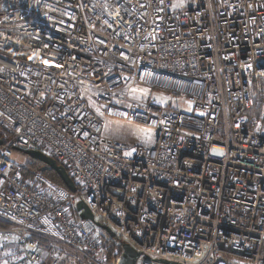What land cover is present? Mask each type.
<instances>
[{
  "label": "built area",
  "instance_id": "1",
  "mask_svg": "<svg viewBox=\"0 0 264 264\" xmlns=\"http://www.w3.org/2000/svg\"><path fill=\"white\" fill-rule=\"evenodd\" d=\"M0 127V242L30 263L264 264V0H0Z\"/></svg>",
  "mask_w": 264,
  "mask_h": 264
},
{
  "label": "rangeland",
  "instance_id": "2",
  "mask_svg": "<svg viewBox=\"0 0 264 264\" xmlns=\"http://www.w3.org/2000/svg\"><path fill=\"white\" fill-rule=\"evenodd\" d=\"M186 5V0H173V8L178 9L180 5ZM117 124L113 127H109L107 125L106 132L111 136H118L120 138L132 139V136H135L133 129L135 125H124V122H116ZM122 124V125H121ZM116 126H123L120 129L115 128ZM128 127V128H127ZM127 129V132L125 130ZM115 129V131H114ZM220 154L219 151H214V155ZM26 167V159L25 165L20 169L22 174V170ZM31 174L28 177H24L25 179H29ZM5 223V222H3ZM7 224V223H5ZM122 248H118L117 252L121 253ZM45 251L41 253V258L36 263H30L25 257L24 251L20 248V246L16 243L6 245L0 242V264H75L71 257L61 258L57 263H54V258L49 257L47 254H44Z\"/></svg>",
  "mask_w": 264,
  "mask_h": 264
},
{
  "label": "water",
  "instance_id": "3",
  "mask_svg": "<svg viewBox=\"0 0 264 264\" xmlns=\"http://www.w3.org/2000/svg\"><path fill=\"white\" fill-rule=\"evenodd\" d=\"M2 146H3V142L0 140V147ZM23 154L24 156L33 160L40 161L41 163L45 164L47 167L51 168L58 175V177L60 178V180L62 181V183L64 184L67 190H69L72 193L76 191V187L73 184L70 177L68 176L66 170L62 166H59L55 162V160H53L52 158L48 157L47 155H45L40 151L29 150V151H24ZM77 210L82 211L80 215V218L82 220L93 221L92 215L90 214V212L82 202H79L77 204ZM122 248H123V254L119 264H135V261L139 256V254L135 252L128 244H123Z\"/></svg>",
  "mask_w": 264,
  "mask_h": 264
},
{
  "label": "trees",
  "instance_id": "4",
  "mask_svg": "<svg viewBox=\"0 0 264 264\" xmlns=\"http://www.w3.org/2000/svg\"><path fill=\"white\" fill-rule=\"evenodd\" d=\"M0 140L3 142V146L0 147V150L8 147L9 142L11 140V136L1 127H0ZM25 159H26V167L22 170L23 177L26 178L30 174L32 175L35 173H39L44 178L48 179L51 183L59 187L65 188L64 184L62 183L58 175L51 168L47 167L45 164L41 163L40 161L30 159L26 156H25ZM2 227L6 228V227H9V225L0 221V228Z\"/></svg>",
  "mask_w": 264,
  "mask_h": 264
},
{
  "label": "bare ground",
  "instance_id": "5",
  "mask_svg": "<svg viewBox=\"0 0 264 264\" xmlns=\"http://www.w3.org/2000/svg\"><path fill=\"white\" fill-rule=\"evenodd\" d=\"M121 125H122V124H121ZM123 126H124V124H123ZM123 126H116L115 128L120 129V128H122ZM109 127H113V123H112V122H109ZM124 127H125V126H124ZM127 128H128V127H127ZM125 130H126V132H127V129H126V128H125ZM114 131H115V129H114ZM133 131H134L137 135H139V134H141L142 129L134 128ZM132 137H134V136H132Z\"/></svg>",
  "mask_w": 264,
  "mask_h": 264
}]
</instances>
